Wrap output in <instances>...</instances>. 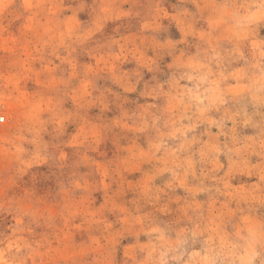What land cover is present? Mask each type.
Returning <instances> with one entry per match:
<instances>
[{"label": "rangeland", "instance_id": "obj_1", "mask_svg": "<svg viewBox=\"0 0 264 264\" xmlns=\"http://www.w3.org/2000/svg\"><path fill=\"white\" fill-rule=\"evenodd\" d=\"M0 264H264V0H0Z\"/></svg>", "mask_w": 264, "mask_h": 264}]
</instances>
